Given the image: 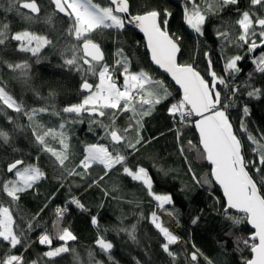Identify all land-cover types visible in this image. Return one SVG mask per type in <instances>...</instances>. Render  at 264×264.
Segmentation results:
<instances>
[{
  "label": "trees",
  "instance_id": "obj_1",
  "mask_svg": "<svg viewBox=\"0 0 264 264\" xmlns=\"http://www.w3.org/2000/svg\"><path fill=\"white\" fill-rule=\"evenodd\" d=\"M37 2L41 12L28 21L15 12L5 11L8 0H0V24L9 25V36L17 31L28 30L46 35L53 41L52 45L41 50L38 57L17 51V42L11 40L0 46V60L29 64L27 76L22 77L18 71L12 72L5 64L0 63V80L6 86V91L22 103L25 109L48 107L50 113L52 111L61 113L59 116L41 114L36 117V121L43 123L46 129L57 128L59 123H65L69 159L65 162L64 168L71 170L83 158L86 145L109 144V141L107 138L102 139L103 129L93 125L92 130H89L90 117L87 113L83 114L82 118L62 113L63 107L79 103L86 95L80 88L82 73L64 64V59L71 56L68 49L78 42L68 34L71 25L69 18L56 12L50 0ZM94 2L101 6H109L106 0ZM129 2L131 12L134 14L142 13L145 7H158L171 13L167 17L169 19L167 30L179 38L182 50L180 62L193 63L202 74L207 66L205 58L207 52L213 61L214 70L219 75H225L222 38L217 37L218 31L230 29L231 36H238L239 27L235 22L240 13L245 10L257 14L264 13V9L250 8L249 0H239L237 5H229L219 14L210 15L204 25V34L200 36L184 22L183 9L186 0H129ZM90 38L103 48L105 61L109 65H115L116 59L119 58L117 50L123 49V56L128 57L132 70L142 68L148 70L151 75L170 86L173 97H179V92L167 76L152 65L145 41L134 29L125 26L120 31L97 30ZM262 51L264 48H258L255 53H248L246 45H229L224 49L228 56L239 54L244 57L238 62L241 71L235 74L233 81L234 86H239L240 91L234 106L228 109V114L234 130L245 145V156L248 160L255 158L246 134L240 131V123L243 120L248 132L257 137L264 134V94L259 98L247 95L254 89L264 90V74L256 72L252 63L253 58ZM249 73H252L251 77ZM84 78L91 83L96 82V77L90 74ZM169 99L175 102L173 98ZM167 106L168 102H165L157 106L151 115L143 118L141 135L147 143L140 146L134 157L130 156L129 159L132 164L139 161L149 170L155 193L168 194L172 198V203L162 210L172 216L179 227L178 236L185 244L184 248L177 244L170 246V250L176 253L175 259L163 251L161 244L164 239L150 223L151 212L158 213L161 209L140 182L125 176L120 166L107 176L104 175L101 165H93L83 176L65 175L62 169L53 164L54 158L44 153L36 143L27 117L0 105V129L8 131L11 136L8 144L0 141V178L11 177V174L6 172V165L16 159L37 164L45 171L47 177L34 188L20 194L18 202L11 204L18 230L26 231L29 222L39 225L33 231L26 232L24 244L13 250L17 254H23L25 264H32L33 261H37L38 264H92L88 257L89 252L93 253L94 260L102 261L103 264H137V261L139 264H192L189 254L195 249H199L203 254L199 257L198 264H206L204 257L211 259L213 264H242L244 258H250L248 250L243 249L242 244L240 248L243 250H237L233 241L236 236L247 238L252 232L251 229L246 222L232 225L223 217L221 210L223 194L217 185H201L192 180L188 170L189 163L200 178L210 171L211 166L198 158L196 149L199 147V138L195 128L180 124L178 117L176 118L178 120L170 117ZM245 106L249 109L247 116L243 113ZM130 115L119 113L116 117V126L121 129L127 128L129 123L133 122L129 120ZM9 117L12 123H9ZM177 128L181 130L179 142ZM188 141H192L196 147L189 148ZM49 143L56 149L60 148L52 142ZM181 146L185 149L184 155H181ZM93 181L97 183L93 184ZM73 196L80 200L86 211L69 204ZM0 202L7 206L10 198L0 193ZM58 206L68 207L60 226L72 231L77 239L68 242L69 252L49 260L43 257L49 246L39 244L38 237L44 229L55 235L52 221L56 219L54 210ZM230 214L237 215L233 212ZM93 216L97 218L96 226L91 222ZM197 217L199 220L193 224V219ZM132 225H136L135 243L125 232L119 231L122 228H131ZM100 235L114 245L111 250L112 260L95 245ZM62 243L54 239L52 247H59ZM72 249L75 251H71ZM6 251V243H0V253Z\"/></svg>",
  "mask_w": 264,
  "mask_h": 264
},
{
  "label": "snow or ice",
  "instance_id": "obj_2",
  "mask_svg": "<svg viewBox=\"0 0 264 264\" xmlns=\"http://www.w3.org/2000/svg\"><path fill=\"white\" fill-rule=\"evenodd\" d=\"M50 2L59 13H63L71 21L68 34L78 43L68 49L71 56L64 59V64L82 73L80 88L82 92L87 93L79 103L65 106L61 111L78 118H82L83 114L87 113L90 117L89 130H92L93 125L103 129L102 139L107 138L109 144L86 145L83 158L75 167L67 170L64 166L69 159V142L64 132L65 123H59L58 129L50 127L46 130L42 123H35L36 117L41 114L59 116L60 112L50 113L48 107L25 109L22 103L6 91L2 80H0V105L27 117L36 143L44 153L54 158L53 164L62 169L65 175L83 176L93 165H101L104 175L107 176L109 172L120 166L125 176L140 182L156 202L157 207L164 209L166 205L172 203L171 196L155 193L149 170L139 161L132 164L129 157H134L139 147L147 143L141 135L143 117L151 115L157 106L168 102L167 112L170 117L174 120L178 117L180 124L196 129L199 134V147L196 149L198 158L211 166L210 171L200 178L189 163L188 170L192 180L201 185H218L223 194L221 209L223 217L232 225L245 222L251 225L253 231L247 238L236 236L233 241L237 250L247 249L250 253V258H244L242 264H264V134L259 137L253 135L248 132L243 120L241 121L240 131L246 134L255 158L248 160L245 156V145L234 131L228 114V109L234 106L240 91L239 86H234L233 81L235 74L241 71L238 62L244 57L239 54L228 56L224 53V49L229 45H246L248 53H255L258 48H264V13L257 14L251 10L240 13L235 22L239 27L238 36H231L230 29L217 32V37L222 38L221 50L225 73L219 75L214 70L213 61L207 52L205 53L207 66L203 74L193 63L178 62V54L181 52L179 38L174 37L167 30V17L171 13L166 9L145 7L142 13L131 15L129 0H109V6H101L94 0H50ZM238 2L239 0H186L183 9L184 22L196 34L202 36L204 25L210 15L219 14L225 7L237 5ZM249 4L250 8L264 9V0H249ZM5 11L15 12L23 19L31 21L32 14H39L41 9L37 0H8ZM126 18L128 24H134L144 34L151 62L162 69L178 86V98L173 97L169 85L151 75L148 70L143 68L132 70L128 57L123 56V49L117 50L119 58L115 65H109L105 61L100 44L90 38V35L97 30L124 29ZM9 40L17 42V51L31 53L34 57H38L42 49L53 43L48 36L28 30L17 31L9 36V25L0 24V46L5 45ZM0 63L5 64L12 72L18 71L22 77L27 76L29 68L27 62L11 63L0 60ZM252 63L256 72L264 74V51L255 56ZM88 74L96 77V82L90 83L84 78ZM251 75L252 73H249V77ZM121 78L122 83L119 82ZM220 86L223 88L221 89ZM261 94H264V90L254 89L247 93L249 97L256 98ZM170 97L175 102H172ZM119 113L131 114L129 120L133 122L129 123L127 128L121 129L116 126V117ZM243 113L245 116L249 114L247 106L243 108ZM9 123H12L11 117ZM131 133L135 135H130ZM176 134L179 142L181 136L179 128L176 129ZM48 137L58 142L59 150L51 146L46 139ZM10 139V133L0 129V141L8 144ZM188 147L196 146L192 141H188ZM180 152L184 155L183 146L180 147ZM185 159L187 160V157ZM6 172L10 173L11 177L0 178V193L10 198V203L6 206L0 202V243H6L7 251L0 253V264H25L23 254H17L13 250L24 244L26 232L33 231L39 225L29 222L26 231L18 230L11 204L20 200V194L34 188L47 177L40 166L35 163H25L22 159L8 163ZM69 204L87 210L75 196ZM233 210L242 215L230 214ZM67 211V206H58L54 210L56 217L52 221L54 236L44 229L38 237L39 244L49 246V250L43 253V257L49 260L69 252L68 242L77 239L72 231L60 226ZM198 220L199 217L193 219L192 223L195 224ZM91 222L94 226L98 224L95 216L92 217ZM150 223L164 239L161 244L163 251L175 259L176 253L170 250V246L179 243L180 237L164 226L156 211L151 212ZM119 231L125 232L133 243L136 242V225ZM226 235L232 234L226 233ZM54 239L63 243L59 247H52ZM241 244L243 249L240 248ZM95 245L109 260H112L111 250L114 245L111 241L100 235ZM202 255L199 249L192 251L189 254L192 264H198ZM88 257L92 264H103L102 261L94 260L92 252L88 253ZM204 259L206 264H213L208 257ZM32 264L38 262L33 261Z\"/></svg>",
  "mask_w": 264,
  "mask_h": 264
},
{
  "label": "rangeland",
  "instance_id": "obj_3",
  "mask_svg": "<svg viewBox=\"0 0 264 264\" xmlns=\"http://www.w3.org/2000/svg\"><path fill=\"white\" fill-rule=\"evenodd\" d=\"M115 30V29H114ZM116 31V30H115ZM117 60V59H116ZM119 82L120 83H122L123 82V80H119ZM171 98V97H170ZM144 118V117H143ZM37 119V118H36ZM35 123H40V122H37V121H35ZM43 124V123H42ZM29 125H30V122H29ZM44 125V124H43ZM34 126V125H33ZM46 126H44V129L46 130V128H45ZM57 129H58V127H57ZM130 135H135V133H131ZM47 140H48V142H52L53 144H56V145H58V146H60L59 144H58V142L57 141H53L52 139H51V137H48V138H46ZM60 149V148H59ZM59 149H57V150H59ZM157 215H158V217L160 218V221L164 224V226H166L170 231H172L175 235H177L178 236V233H177V231H178V229H179V227L177 226V224H176V222L174 221V219L172 218V216L171 215H169L168 213H166V212H163V210L161 209L158 213H157ZM179 237V236H178ZM177 245L178 246H180V247H185V244H184V242H183V240L180 238V241H179V243H177ZM187 252V251H186Z\"/></svg>",
  "mask_w": 264,
  "mask_h": 264
},
{
  "label": "water",
  "instance_id": "obj_4",
  "mask_svg": "<svg viewBox=\"0 0 264 264\" xmlns=\"http://www.w3.org/2000/svg\"><path fill=\"white\" fill-rule=\"evenodd\" d=\"M107 2H108V4H109V0H106ZM38 3V2H37ZM129 4H130V2H129ZM38 5H39V3H38ZM39 7H40V5H39ZM41 9V8H40ZM56 10V9H55ZM24 11H27V10H24ZM41 12V11H40ZM56 12H58L57 10H56ZM59 13V12H58ZM40 14V13H39ZM39 14H32L33 16H38ZM59 14H61V15H64L63 13H59ZM130 14L131 15H136V14H134V13H132L131 12V5H130ZM169 20V19H168ZM125 26L126 27H129V28H131V29H134L135 31H137L140 35H142V37H143V39H144V41H145V45H146V38L144 37V34L142 33V32H140L139 31V29L138 28H136L135 26H134V24H128L127 23V18H126V22H125ZM102 48V47H101ZM147 49V48H146ZM180 49H181V47H180ZM102 50H103V48H102ZM182 51V50H181ZM103 52H104V50H103ZM147 52H148V50H147ZM148 54H149V52H148ZM104 55H105V52H104ZM180 55H181V52H180V54H178V62L179 63H181L180 62ZM149 57H150V54H149ZM151 61V60H150ZM152 63V62H151ZM181 64H184V63H181ZM152 65L156 68V69H158L159 71H161L165 76H167V78L169 79V81L176 87V89H178V86H176L175 84H174V82L173 81H171V78L166 74V73H164L163 72V70L162 69H159L156 65H154L153 63H152ZM91 83V82H90ZM85 93V92H84ZM87 94V93H86ZM195 131H196V129H195ZM235 131V130H234ZM196 133H197V135H198V138H199V134H198V132L196 131ZM218 186V185H217ZM219 187V186H218ZM222 191V190H221ZM234 214H237V215H242V214H240V213H236L235 212V210H233L232 211ZM249 226V228L251 229V225H248ZM251 231H253L252 229H251Z\"/></svg>",
  "mask_w": 264,
  "mask_h": 264
},
{
  "label": "built area",
  "instance_id": "obj_5",
  "mask_svg": "<svg viewBox=\"0 0 264 264\" xmlns=\"http://www.w3.org/2000/svg\"><path fill=\"white\" fill-rule=\"evenodd\" d=\"M176 120H178V119H176Z\"/></svg>",
  "mask_w": 264,
  "mask_h": 264
}]
</instances>
